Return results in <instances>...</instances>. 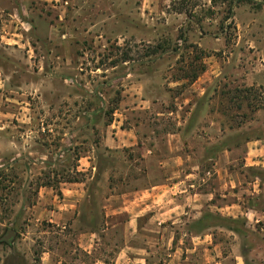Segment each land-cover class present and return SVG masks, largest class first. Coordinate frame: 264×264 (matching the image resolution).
I'll use <instances>...</instances> for the list:
<instances>
[{"label":"rangeland","instance_id":"obj_1","mask_svg":"<svg viewBox=\"0 0 264 264\" xmlns=\"http://www.w3.org/2000/svg\"><path fill=\"white\" fill-rule=\"evenodd\" d=\"M199 78L206 95L194 92L177 111L176 99ZM127 91L155 101L130 113L127 126L136 123L141 136L150 130L159 155L185 127L202 135L187 144L208 155L234 151L228 180L210 162L190 170L189 190L212 191L221 207L236 199L247 214L230 219L207 208L202 220L178 219L182 247L193 242L187 233L207 226L214 245L178 253L175 264H264V0H0V264H44L45 253L63 264H111L117 246L143 243L114 229L98 232L93 254L83 251L82 231L125 223L95 213L97 200L66 228L34 209L41 187L86 181L89 172L76 167L87 151L98 165L93 194L122 191L128 178L132 187L163 180L162 168L142 160L133 169L124 153L95 148L107 126H118ZM9 229L12 244L1 241ZM172 251L143 253L141 264H166Z\"/></svg>","mask_w":264,"mask_h":264},{"label":"crops","instance_id":"obj_2","mask_svg":"<svg viewBox=\"0 0 264 264\" xmlns=\"http://www.w3.org/2000/svg\"><path fill=\"white\" fill-rule=\"evenodd\" d=\"M201 80L202 78H199L195 81L189 89L176 99V101H179L177 103L179 110L177 111L181 112L184 108L183 104L186 105V103L192 101L189 96L193 97L194 92L198 93V97L206 95L207 87L199 84ZM136 93L138 92L127 91V94L124 95L121 101V120L118 121V126H107L100 145H95V148L98 150L103 149L105 152L124 153L127 163H130L133 169H137L139 166L136 163L142 162V160L148 164V169L154 166L162 168L164 170L163 180L149 183L143 187L138 181H135L133 185L138 184L132 187L130 184L132 182H128V178L124 179L126 186L122 191L116 190L115 192L93 194L89 191V181L92 180L91 175L93 174L94 177V173L98 171V165L94 152L87 151L80 157L76 167L77 171L89 172L86 181L70 180L60 182L58 189L51 185L41 187L34 209L39 212L40 210L43 211V214L55 226L66 228L69 223L76 222L78 217L82 215V209L89 200H97L100 207H93L95 213L98 210L103 217L108 219L124 217L125 223L114 224L108 221L106 225L101 227L100 231L96 229L82 231L81 238L89 241L83 240L79 245L83 251L91 255L99 249L97 243L99 241L97 239L98 232L119 229L129 235H138L143 243L136 242L132 245L117 246L118 252L111 264L147 263L149 258H143V253L151 256L169 248L174 251L166 253L167 257L164 261L166 264H175L174 260L177 258L178 253L184 255L185 251H198V254H201V249L206 248L205 250L208 251L210 250L209 246L214 245V240L206 235L210 233L214 226H207L199 233H187V235H191L190 241L193 242H190L191 245L186 249L182 247V239L176 241L173 235L177 233L176 229H180L172 226L178 219L189 217L187 220H202L207 208H214L220 215L235 219L239 213L247 214L248 208L246 209L241 203L236 202V199L232 202L230 198L229 203L221 207L212 202L215 198L212 191L202 193L199 191L196 193L189 190L190 187L194 186L191 184V179L195 178L196 175L195 171H190L191 169H199L211 162L216 172L220 173V177L221 175L225 177L228 174L226 171L232 167L234 151L224 148L218 150L214 155H208L207 148L198 149L191 146L190 143L187 144L193 135H197L199 138L202 135L198 134L196 130L185 127L168 135L170 143L165 146L164 150L160 151L162 155H159L157 146L151 143L150 130L141 136L136 123L127 126L130 113L136 111L138 115L141 111L147 112L148 109L151 110L156 105L155 101L147 97L143 91H139L138 95ZM177 117H179L178 120H183L180 115H177ZM191 119L184 118V120ZM147 125L150 127L151 124L148 123ZM95 148H93L94 151ZM99 171L102 179L110 180V171L105 168ZM225 178L228 180L227 176ZM233 182L232 179H229V184ZM213 211L215 212V210ZM50 257L49 253H45L44 258H42L43 263L63 264V261L61 259L57 260L54 254L52 255L53 260ZM94 261V264H110L104 260L100 262L99 258ZM182 262V264H196V262L190 261L189 258Z\"/></svg>","mask_w":264,"mask_h":264},{"label":"water","instance_id":"obj_3","mask_svg":"<svg viewBox=\"0 0 264 264\" xmlns=\"http://www.w3.org/2000/svg\"><path fill=\"white\" fill-rule=\"evenodd\" d=\"M16 235H17V232L15 230L9 229L7 233L3 236L1 241L5 242L6 244H12Z\"/></svg>","mask_w":264,"mask_h":264},{"label":"trees","instance_id":"obj_4","mask_svg":"<svg viewBox=\"0 0 264 264\" xmlns=\"http://www.w3.org/2000/svg\"><path fill=\"white\" fill-rule=\"evenodd\" d=\"M202 70L204 71V68ZM197 77H198V75L195 76V78H197Z\"/></svg>","mask_w":264,"mask_h":264}]
</instances>
